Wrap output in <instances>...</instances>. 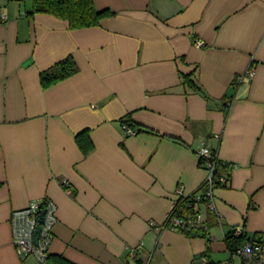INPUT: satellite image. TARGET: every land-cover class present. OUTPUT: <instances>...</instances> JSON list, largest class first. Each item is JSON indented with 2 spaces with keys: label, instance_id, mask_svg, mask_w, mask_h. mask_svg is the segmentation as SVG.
I'll return each instance as SVG.
<instances>
[{
  "label": "crops",
  "instance_id": "crops-1",
  "mask_svg": "<svg viewBox=\"0 0 264 264\" xmlns=\"http://www.w3.org/2000/svg\"><path fill=\"white\" fill-rule=\"evenodd\" d=\"M93 3L114 14L70 28L30 13L32 0H0V264H39L13 244L9 217L43 199L57 216L47 264L228 259L227 232L264 235V0ZM67 56L77 72L42 87ZM193 69L204 94L182 81ZM201 144L230 177L215 190L219 219L188 236L161 225L177 187L188 196L206 178Z\"/></svg>",
  "mask_w": 264,
  "mask_h": 264
},
{
  "label": "built area",
  "instance_id": "built-area-1",
  "mask_svg": "<svg viewBox=\"0 0 264 264\" xmlns=\"http://www.w3.org/2000/svg\"><path fill=\"white\" fill-rule=\"evenodd\" d=\"M196 45H202L201 41H196ZM253 75L252 68H248L244 76L251 78ZM243 78V77H242ZM122 129L126 135L136 134V129L122 124ZM196 154L200 163L206 170V178L203 182L204 192L201 196H197L196 201L200 202L205 208L219 219L216 210L215 190L219 183H227L228 176L217 173V165L220 161L217 152L206 144H201L196 150ZM62 185L65 186L68 194L72 193L67 181L63 180ZM177 198L184 196L182 188L179 186L176 190ZM44 211L41 221L39 216ZM12 242L15 247L26 254L32 255L39 264H47L50 256V245L54 238L53 228L57 222L56 205L49 199L40 201H31L22 208L14 209L9 217ZM149 224H155L150 221ZM37 225L40 230L36 233ZM162 228L174 230L184 234L207 235L209 226L205 223V218L200 210L184 216L180 213L175 214L174 209L170 211L166 219L163 221ZM244 232L242 226H237L233 230L234 235ZM37 241L34 243V236ZM134 253V250L132 251ZM205 260V257H202ZM216 264H264V235H253L246 238L230 253L228 259L222 260Z\"/></svg>",
  "mask_w": 264,
  "mask_h": 264
},
{
  "label": "trees",
  "instance_id": "trees-1",
  "mask_svg": "<svg viewBox=\"0 0 264 264\" xmlns=\"http://www.w3.org/2000/svg\"><path fill=\"white\" fill-rule=\"evenodd\" d=\"M35 12L51 13L59 18H62L68 22L70 28L94 26L101 18L114 14V12L109 9H97L94 6L93 0H32V10L30 13ZM77 70L78 67L76 66L73 59L70 56H67L40 73V84L42 87L46 88L75 74ZM195 78V69L191 70L187 74H182V81L184 84H187L190 88L204 94L200 86L197 84ZM127 125L130 126V124ZM216 171L221 175L228 176L229 180L230 173L226 163L219 161ZM225 184L226 183H219L217 186L219 187ZM203 192L204 184L202 183L199 188L191 195L177 198L172 210L174 209L175 214L180 213L184 216L190 215L195 211L200 210L198 207L199 204L201 205V200L198 202L196 201V198L197 196H201ZM207 213L208 220L205 219V223L210 227V225L217 221V218L213 212L207 210ZM233 230L227 232L224 236V242L229 253H233L234 249L246 238L245 232L239 235H234ZM195 235L205 236L199 233ZM188 236L194 235L188 234ZM56 264L70 263H68V261H66L64 258L58 257Z\"/></svg>",
  "mask_w": 264,
  "mask_h": 264
},
{
  "label": "water",
  "instance_id": "water-1",
  "mask_svg": "<svg viewBox=\"0 0 264 264\" xmlns=\"http://www.w3.org/2000/svg\"><path fill=\"white\" fill-rule=\"evenodd\" d=\"M43 213H44V211H42L41 214H40V216H39V220H40V221H41V219H42V217H43ZM39 230H40V226L37 225V227H36V229H35V232L37 233ZM36 241H37V236L35 235V236H34V243H36Z\"/></svg>",
  "mask_w": 264,
  "mask_h": 264
}]
</instances>
